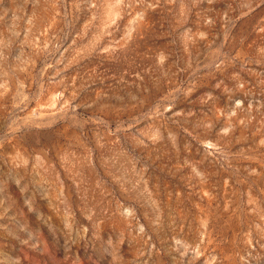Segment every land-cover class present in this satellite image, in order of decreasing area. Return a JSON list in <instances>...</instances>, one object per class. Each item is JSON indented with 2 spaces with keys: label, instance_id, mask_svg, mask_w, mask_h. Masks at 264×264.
Returning a JSON list of instances; mask_svg holds the SVG:
<instances>
[{
  "label": "rangeland",
  "instance_id": "1",
  "mask_svg": "<svg viewBox=\"0 0 264 264\" xmlns=\"http://www.w3.org/2000/svg\"><path fill=\"white\" fill-rule=\"evenodd\" d=\"M0 264H264V0H0Z\"/></svg>",
  "mask_w": 264,
  "mask_h": 264
}]
</instances>
